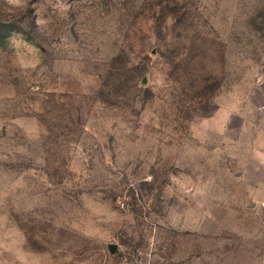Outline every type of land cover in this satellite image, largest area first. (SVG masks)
Wrapping results in <instances>:
<instances>
[{"label":"rangeland","instance_id":"374dc122","mask_svg":"<svg viewBox=\"0 0 264 264\" xmlns=\"http://www.w3.org/2000/svg\"><path fill=\"white\" fill-rule=\"evenodd\" d=\"M0 264H264V0H0Z\"/></svg>","mask_w":264,"mask_h":264}]
</instances>
